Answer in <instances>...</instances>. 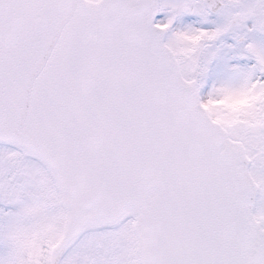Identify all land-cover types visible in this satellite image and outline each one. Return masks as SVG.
<instances>
[{"label":"snow or ice","instance_id":"obj_1","mask_svg":"<svg viewBox=\"0 0 264 264\" xmlns=\"http://www.w3.org/2000/svg\"><path fill=\"white\" fill-rule=\"evenodd\" d=\"M0 264H264V0H0Z\"/></svg>","mask_w":264,"mask_h":264}]
</instances>
